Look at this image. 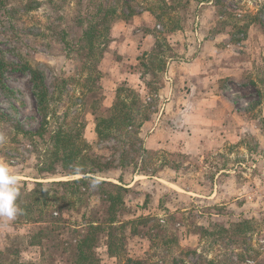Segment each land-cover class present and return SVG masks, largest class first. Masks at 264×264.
<instances>
[{
  "label": "rangeland",
  "instance_id": "obj_1",
  "mask_svg": "<svg viewBox=\"0 0 264 264\" xmlns=\"http://www.w3.org/2000/svg\"><path fill=\"white\" fill-rule=\"evenodd\" d=\"M53 1L57 6L48 0H0V53L14 65L3 74L4 87L0 82V112L7 114L0 117V162L18 177V206L29 202L25 191L37 187L36 182L48 191L39 195L30 213L41 214L39 222H21L25 209L14 220L0 219V264H75L70 253H56L61 252L63 241L73 239L74 228L84 222L82 214L102 204V187L91 185L85 202L73 196L57 200L50 182L65 176L59 169L46 178L38 171L39 153L46 146L37 137L33 142L22 131H35L41 121L29 74L15 68L25 64L42 68L49 91L60 96V114L66 109L70 116L79 112L78 117L86 121L84 138L92 156L106 167L96 173L104 181L103 188L112 189L115 183L127 187L122 219L147 217L135 221L136 232L126 227L117 256L108 255L102 236L95 250L98 264H132L128 258L137 259L135 264H264V0H189L183 7L182 28L166 32V45L159 48L169 47L167 51L152 55L153 73L146 80L148 95L157 93L164 73L156 69L158 59L167 65L172 58L184 57L187 51L193 57L203 48V58H210L209 72L223 66L220 75L226 79L215 84L232 91V101L253 120L245 125L236 149L220 146L209 149L204 158L194 159L165 150L147 152L140 141L131 143V138L115 131L110 136L97 135L95 116L102 117L109 109L103 108L98 89L90 96L84 84L86 72L79 70L76 60L65 57L62 29L75 39L80 16L93 12L100 3L114 5L116 0ZM124 1L131 4L133 14L127 19L116 17L110 28L115 21L129 22L143 12L153 17L151 11H159L158 0ZM117 11L126 14L124 7ZM163 22L170 25L168 17ZM144 29L154 34L155 41L164 34L159 22ZM110 44L109 29L104 48ZM152 56L138 61L140 72L144 70L142 61L149 63ZM119 97L129 99L125 91H120ZM141 102L142 114L147 116L155 104L150 98ZM231 152L236 153L235 159ZM225 172L237 174L236 182H240L241 196L234 204H220L232 200L233 192L218 201V180ZM148 182L149 193L144 190L150 187ZM52 224L58 225L61 236L58 231L37 234L39 227Z\"/></svg>",
  "mask_w": 264,
  "mask_h": 264
},
{
  "label": "trees",
  "instance_id": "obj_2",
  "mask_svg": "<svg viewBox=\"0 0 264 264\" xmlns=\"http://www.w3.org/2000/svg\"><path fill=\"white\" fill-rule=\"evenodd\" d=\"M188 1L158 0L159 11L154 10L155 12L151 11V13L156 22L163 24L162 32L164 34L156 39L151 53L146 58L150 55L156 57L167 51L165 49L169 47L163 50H159V48L166 45V32L173 33L182 28L183 12L185 10H183V7ZM48 2L53 6H57L53 0H48ZM123 7L126 10L125 15L123 11H117ZM129 14L132 15L133 13L131 4L128 1L116 0L114 5L100 3L93 12L77 19L76 24L80 31L75 39L70 37V33L65 28L62 29L65 57L75 59L79 70L86 72L84 79L87 83L84 84L87 91L91 92L100 88L101 72L99 66L106 50L104 47L111 22L120 16L123 17L122 19H127ZM165 17H168L170 21L169 26L163 22ZM242 31L244 32L245 29H242ZM160 40H163V42ZM171 53L169 56L173 55ZM153 64V56L149 63L142 62L143 72L148 75L152 74L153 69L151 66ZM13 66L12 63L5 61L4 55L0 53L1 87L5 86L2 81L4 72L9 68H13ZM15 68L28 72L31 92L36 102L37 112L41 117L40 125L35 131L26 132L21 129L32 137L33 142H36L34 138L37 137L46 146L44 152L39 153L41 159L37 163L38 171L46 178L55 175L59 169L65 176L50 182L53 196L57 200L73 196L77 201L85 202L91 195L88 189L92 180H98V186L102 187L99 194L102 202L100 207L82 214L83 224L79 228H74L75 235L73 239L63 241L60 247L61 252L56 253V255L70 253L69 256L75 264H98L95 250L101 244L102 236H105L106 252L109 256H117L126 227H130V232H136L133 227L135 221L146 220L147 217H140L136 220L122 219L125 210L124 193L127 191V187L115 183V187L112 189L103 188L104 181L98 178L96 173L103 171L106 167L96 157L92 156L91 146L84 138L86 121L78 117L79 112H75L70 116L66 109L62 114L59 113L60 96L54 97L55 94L49 91L42 68L27 64L18 65ZM156 69L165 72L166 61L158 59ZM120 91L127 92L129 99L119 97ZM141 101L143 99L139 93L130 87L118 90L115 101L108 112L102 117L95 116L97 135L110 136L111 131H115L116 133H122L125 138H131V143L138 142L139 126L148 118V115L143 116L142 114L144 106ZM136 105L141 108L135 110ZM0 117H7V114L1 111ZM75 175L76 177H71ZM36 186L30 191H25V197H29V202L19 205L23 211L26 210V216L22 218L23 220L21 219V222H39L38 218L41 214L32 216L30 213L35 208L39 195H45L48 191L42 187L40 182H36ZM55 231H58V235L62 234L57 224L39 227L37 234L41 236L52 234ZM28 244L35 245L32 241H29ZM127 260L132 264L138 263L137 259L128 258Z\"/></svg>",
  "mask_w": 264,
  "mask_h": 264
},
{
  "label": "crops",
  "instance_id": "obj_3",
  "mask_svg": "<svg viewBox=\"0 0 264 264\" xmlns=\"http://www.w3.org/2000/svg\"><path fill=\"white\" fill-rule=\"evenodd\" d=\"M136 17L129 22L121 20L111 25V44L105 50L99 66L101 78L97 93L99 98L103 96V108L109 109L113 105L119 87L136 88L134 90L143 101L144 98H150L155 104L138 129L137 135L143 150L184 153L194 159L204 158L209 149L220 146L230 145L236 149L240 145L245 125L247 122L251 124L253 120L247 118L245 110L238 108L232 101V91L220 89L215 84L220 78L222 81L226 79V75H220L223 66L219 64L215 72H209L210 58H203V48L202 52L193 53V57H189L191 53L187 51L184 57H175L167 62L157 93L148 95V74L140 72L137 64L139 60H144L142 58L146 57L148 49L155 42L154 34L144 27L151 28L156 21L146 12ZM203 44L208 43L203 41ZM235 154L231 152L230 156L235 159ZM226 170L223 169V172ZM236 178L237 174L228 172L219 176L218 201L227 199L229 192H233V201L227 200L220 204H234L240 198V182H236ZM136 183H141V180ZM147 186L150 187L144 190L149 193L151 184L148 182Z\"/></svg>",
  "mask_w": 264,
  "mask_h": 264
},
{
  "label": "clouds",
  "instance_id": "obj_4",
  "mask_svg": "<svg viewBox=\"0 0 264 264\" xmlns=\"http://www.w3.org/2000/svg\"><path fill=\"white\" fill-rule=\"evenodd\" d=\"M18 184V177L10 171L7 164L0 162V219L11 221L22 214L23 210L16 202L20 194ZM98 185V180H92V188Z\"/></svg>",
  "mask_w": 264,
  "mask_h": 264
}]
</instances>
